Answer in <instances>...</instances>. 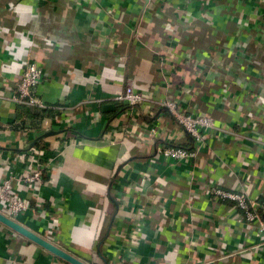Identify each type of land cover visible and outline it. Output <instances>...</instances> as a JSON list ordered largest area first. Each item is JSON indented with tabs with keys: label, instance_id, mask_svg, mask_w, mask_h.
<instances>
[{
	"label": "crops",
	"instance_id": "crops-1",
	"mask_svg": "<svg viewBox=\"0 0 264 264\" xmlns=\"http://www.w3.org/2000/svg\"><path fill=\"white\" fill-rule=\"evenodd\" d=\"M11 1L0 0V179L22 174L35 148L49 170L39 198L19 189L36 205L0 214L84 264H191L258 244L207 189L244 193L264 220V132L245 118L264 116V0H210V23L202 0H22L24 16ZM32 61L45 71L34 94L60 112L35 126L30 107L11 100ZM130 82L228 130L210 133L190 161L167 162L158 148L192 141L164 108L117 102ZM50 130L62 132L31 145ZM141 204L150 217L129 244ZM257 250L229 264H264ZM0 264L70 263L0 222Z\"/></svg>",
	"mask_w": 264,
	"mask_h": 264
},
{
	"label": "built area",
	"instance_id": "built-area-1",
	"mask_svg": "<svg viewBox=\"0 0 264 264\" xmlns=\"http://www.w3.org/2000/svg\"><path fill=\"white\" fill-rule=\"evenodd\" d=\"M203 7H201L202 18L208 19L210 23L211 18L207 17L209 14L210 0H202ZM10 10L13 9L12 5L9 4ZM45 77V71L40 64L35 61L28 62L25 66L23 73L21 75L20 81L15 84L14 94L11 100L15 103L24 105L26 107H37L40 109L50 108L43 101L38 98L34 92L36 88L42 83ZM117 102L123 103L128 108L134 109L139 105L148 104L151 107H162L164 108L171 118L182 128V130L189 136L192 141L191 148H185L181 146H167L158 148L157 153L164 158L167 162H182L190 161L195 157V154L204 145L207 136L215 131L214 134H220L225 132L227 128H221L217 125L215 118L212 115H205L198 112H186L181 104L172 100H160L157 101L152 97L149 92H142L137 90L131 82L128 83L123 92L115 96ZM57 108V107H56ZM67 109H72L73 107L65 106ZM62 112V113H63ZM245 118L251 122L249 131L255 126V130L259 125L260 130L258 134L264 132V116H255L254 114H246ZM60 125L64 122L59 118L55 119ZM70 125V124H69ZM68 125V126H69ZM247 133V132H246ZM27 168L20 175H14L7 172L0 179V212L4 211L10 218H15L19 214L24 213L29 210L30 204L29 199L26 195H23V191H31L38 198L40 197L39 191L44 184V177L49 170L48 165L43 161L46 158V152L40 151L38 148L32 149L27 152ZM49 165L51 161L48 162ZM152 172L147 170L145 172L146 177L152 176ZM22 188L23 191L19 190ZM152 190V188H151ZM147 199H153V202L159 200L157 197L161 195V191L154 189V191L148 190ZM148 194H150L148 196ZM157 195V197H155ZM207 197L210 202L214 204L230 203L233 208L237 211L236 218L237 221L243 228L252 230L255 237L258 239L257 245H246L241 244L242 249L238 252H232L225 254L222 249L217 248L211 251L210 261L203 259V261L196 259L191 262V264H214L227 263L232 259H235L238 254L242 253L243 256L248 258H253L255 256L256 249L264 246V220H262L260 214L258 213V208L260 205L255 201L249 199L244 193L238 191H232L220 186L218 183L210 184L207 189ZM150 203V201H148ZM191 203V200H190ZM142 205V204H141ZM139 212V217L135 222L132 223L130 230L125 232L128 236L129 244L134 242L136 245L139 244L141 240V228L145 220L150 217L151 206L150 204H144L141 208L137 210ZM123 235V234H122ZM137 247V246H136ZM214 251V252H213ZM248 251H250L248 253Z\"/></svg>",
	"mask_w": 264,
	"mask_h": 264
},
{
	"label": "water",
	"instance_id": "water-1",
	"mask_svg": "<svg viewBox=\"0 0 264 264\" xmlns=\"http://www.w3.org/2000/svg\"><path fill=\"white\" fill-rule=\"evenodd\" d=\"M115 108L114 104H104L102 106V111L103 112H108V111H112ZM62 130H50V131H45L43 132V134L41 136H39L38 138H36L34 140V142L31 145H34V143H36L37 141H39L42 138H46L48 136L51 135H55L58 133H61ZM112 201L115 203V200L112 199ZM0 222L6 226H8L9 228L13 229L14 231L18 232L19 234L25 236L26 238H28V240L30 242H34L36 244H38L39 246H41L42 248L50 251L51 253L59 256L60 258L66 260L67 262H69L70 264H84L78 260H76L75 258H73L72 256H70L69 254L61 251L60 249L54 247L52 244H50L49 242L43 240L42 238L34 235L33 233L29 232L28 230H26L25 228H23L22 226H20L19 224L13 222L12 220H10L9 218L5 217L4 215L0 214Z\"/></svg>",
	"mask_w": 264,
	"mask_h": 264
},
{
	"label": "trees",
	"instance_id": "trees-1",
	"mask_svg": "<svg viewBox=\"0 0 264 264\" xmlns=\"http://www.w3.org/2000/svg\"><path fill=\"white\" fill-rule=\"evenodd\" d=\"M23 1L22 0H20V1H18V0H13V1H11L10 2V4L12 5V7H13V9L15 10V12H17L18 14H19V16H22L23 14L22 13H24V12H26L27 11V5H25V4H23L22 3ZM25 15V14H24ZM23 15V16H24ZM262 102H264L263 100H262ZM21 106V105H20ZM24 107V106H23ZM25 108V107H24ZM27 110V112H26V115H27V118L28 119H31V125H38L40 122H42V120L45 118V117H51V116H55L56 114H58L59 115V113L60 112H58V111H56L55 109H51V108H47V109H40V108H36V107H30V108H27L26 109ZM54 114V115H53ZM53 118V117H52ZM33 120V121H32ZM25 121V120H24ZM24 121H22L23 123L22 124H24ZM24 126V125H23ZM188 148H190V147H188ZM45 178V177H44ZM38 201H35V200H29V204L30 205H36V203H37ZM242 249V246L241 245H238V248H237V250H234V252H238V251H240ZM260 249V248H259ZM258 249V250H259ZM257 250V251H258ZM225 254H228V253H232V252H226V251H224V250H222ZM211 255V252H210V254L209 255H207V256H205L204 257V259L205 260H207V261H210V259H209V256ZM238 257H242L243 256V254L242 253H240V254H238L237 255ZM245 256H243V258H244ZM235 259H232L231 258V260L230 261H228V264L230 263V262H232V261H234ZM220 264V263H219ZM221 264H223V263H221Z\"/></svg>",
	"mask_w": 264,
	"mask_h": 264
}]
</instances>
